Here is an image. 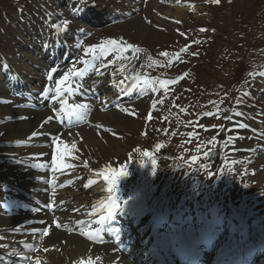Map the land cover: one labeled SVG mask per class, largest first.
I'll list each match as a JSON object with an SVG mask.
<instances>
[{
    "label": "rangeland",
    "instance_id": "1",
    "mask_svg": "<svg viewBox=\"0 0 264 264\" xmlns=\"http://www.w3.org/2000/svg\"><path fill=\"white\" fill-rule=\"evenodd\" d=\"M81 2L91 5V9L83 10ZM64 21L68 22L66 27ZM53 25H60L61 45L72 47L65 59L57 56L44 68L46 76L52 68L59 69L53 79L66 71L74 58L81 57L85 48L102 41L123 39L142 49L102 69L97 79L106 89L94 94L93 102L103 104L107 91L118 100L99 109L100 114L107 113L114 120L106 135L117 152H112L105 141L91 149L75 141L79 150L74 153L76 159H70L74 165L72 180L85 209L92 205L84 188L89 174L106 166L126 165L127 174L118 181V211L124 206L123 209L135 210V214L152 212L157 219L171 218L166 225H154V233L159 234L168 253L178 255L177 234L185 240L196 239V246L213 238L208 244L211 250L202 260V264H210L220 249L224 253L222 243L232 236L237 239L232 246L241 249V244L246 243L242 239L243 227L253 231L249 239L264 234V176L257 180L260 169L254 165L258 155L240 151L230 159L233 145L224 143L229 136L239 137L237 133L242 130L235 127L237 124L246 122L259 134L264 129V125H257L264 117V0H221L219 4L212 0H0V54L31 56L33 43L49 39ZM185 46L189 47L182 52ZM162 52L169 55L161 56ZM177 53L179 59L174 58ZM112 59L108 56L104 63ZM153 60L159 63L152 64ZM121 64L128 77L147 74L159 80L183 79L166 90L131 88L125 95L124 87L108 84L113 73L124 79L118 71ZM48 83L39 84L36 97ZM6 104L2 102L0 106ZM236 106L243 109V120L227 119ZM94 110L96 106L91 105L86 122L78 126L92 127L88 118ZM208 112L214 115H204ZM243 131L234 143L241 150L249 148L247 143L253 134ZM188 133L194 135L189 137ZM43 136L51 137L47 133ZM214 136V150L219 156L216 162L205 163L204 153L212 149L209 141ZM262 139L257 138L258 154L264 155ZM157 144L161 145L159 149ZM145 152L150 157L144 156ZM91 153H104L105 159ZM193 156L200 160L193 163ZM13 169L9 170L7 162L0 158V186L16 182L12 178L18 174ZM209 171L214 175L208 176ZM11 192L0 194L7 197ZM6 216L0 211V219ZM206 222L209 225L205 227ZM230 228L235 230H227ZM129 247L126 244L120 252ZM255 262L264 264V251Z\"/></svg>",
    "mask_w": 264,
    "mask_h": 264
},
{
    "label": "bare ground",
    "instance_id": "2",
    "mask_svg": "<svg viewBox=\"0 0 264 264\" xmlns=\"http://www.w3.org/2000/svg\"><path fill=\"white\" fill-rule=\"evenodd\" d=\"M81 3L85 7L86 2ZM55 37L61 38V28L59 30L53 28L50 39L35 41L29 57L0 55V102H5L6 97L15 91L17 93L26 90L32 92L31 98H27V96L17 98L11 105H6L3 108L0 106V133H3L0 135V158L7 162L9 170L14 168L13 170L18 174L16 178H12L16 181L14 184L7 182L0 186V193L12 191V194L7 198L10 201L3 199L4 196L0 194V208L8 209L7 213H12L0 219V236L4 237L3 240H0V245H6V247H0V264H34L36 257L40 258V264H74L81 257L87 258L88 256H92L94 261L96 256L100 257V260L95 261V264H147L145 255H148L149 252L155 255L153 245L156 240L158 241L153 233L154 225L166 224L167 220L169 221L171 218L166 219L163 216L157 221L151 214L152 212L135 214V210L131 211L129 207L115 211L111 217H107L101 222L100 216L105 215L102 211V205L109 196L106 191L107 185L102 178L97 179L95 175L102 169H97L89 174V179L97 180V182L90 187H84L92 204L90 209H85L76 182L69 183L73 178L72 168L63 172L53 173L51 171V156L55 149L51 138L37 135L26 144L17 145L16 143V141H28L34 131L51 134V136L63 133L61 139L68 143L78 140L87 145L88 149H91L92 146H98L102 141H105L112 152H117L116 146L106 135L107 132L104 129H94L96 125L101 124L105 128L111 129L110 127L114 123V120L107 116V113L100 114L99 109H106V107L115 104V98L106 95L103 104H95L93 95L97 92V87H95L97 84L94 87L92 82L89 84V75H92L93 78L100 77L103 70L101 73H89L83 80V87L76 94L85 92L88 95L86 101L79 100L80 98H76L74 95L68 97L70 103L72 101L75 103L85 102L90 106H96L97 110H94V113L90 114L88 118L92 127L78 126V123L74 122L75 118L70 121L67 116H63L64 123H61L59 114L57 112L54 114L52 111L53 107L59 108V103L50 102L41 95L35 96V90L39 84L45 81L44 68L48 62L53 61L52 58L55 59V54L62 46L61 40H54ZM62 74L63 72L58 74L50 83H54V80ZM120 80L122 79L117 74L111 75L108 84L111 87L112 85L122 89L124 87L122 91L126 95L133 82L129 79L128 82L121 85ZM237 112H243L240 106H236L232 112V120H240L241 115L237 116ZM62 115L63 113L60 112V116ZM49 116L55 118L41 128L40 125ZM21 117H26V119ZM10 119H14V121ZM263 123L264 118L259 120V126L264 125ZM69 132L72 133L71 136L68 135ZM254 144L252 142L251 147ZM237 151L239 150L233 151L232 156H236ZM40 153L46 155L40 159L38 158ZM91 154L95 157L99 155L98 159H105L104 153ZM45 162L49 165L48 168L33 167L35 164ZM68 162L72 164L71 160ZM254 165L260 169L257 174V180H260L264 176V156L259 155ZM87 183L88 181L85 184ZM60 185L64 186L60 187ZM35 198L41 200L36 201L38 205L33 201ZM18 199L29 203L31 210L18 207L12 210L10 206H16L15 203H18ZM42 201L47 205L54 203L55 207L42 209L39 207ZM259 204L261 205L260 202ZM26 205L24 204V206ZM256 208H259L258 205ZM35 209H40V211ZM73 209H78V211H73ZM33 210L34 212H32ZM121 219L124 220L121 221ZM40 221H46V224L50 226V235L43 237V239L40 238L39 232L35 235L31 232L32 229L42 230L46 226ZM54 221H59L62 227L56 228ZM111 222L116 223V225H110ZM17 226L20 227V231H15ZM227 230L233 232L235 229ZM245 230L248 235H252L253 231L248 227ZM82 232H94L99 239L89 240L87 236L81 234ZM29 244L35 246L38 251H31L27 247ZM126 244H129L130 247L126 248L124 252H120ZM158 247L166 249L165 243L158 245ZM45 248L49 251H44ZM13 251L18 252L20 256L31 257L32 262L22 261L17 255H10ZM216 264H218V260ZM219 264H223V261H220Z\"/></svg>",
    "mask_w": 264,
    "mask_h": 264
},
{
    "label": "snow or ice",
    "instance_id": "3",
    "mask_svg": "<svg viewBox=\"0 0 264 264\" xmlns=\"http://www.w3.org/2000/svg\"><path fill=\"white\" fill-rule=\"evenodd\" d=\"M221 0H212L213 4H219ZM63 24L65 27L67 26L68 22L64 21ZM53 27L57 30H59L60 25H53ZM201 31H206V29H201ZM183 35V33H182ZM189 46H185L184 49L181 51H187ZM142 51V49L137 48L135 45L127 43L123 39L116 40V39H109L106 41H102L98 45H92L84 49L83 55L79 57L78 59L74 58L70 62V67L66 71L63 72V74L58 78L54 80V83L47 84L42 93L41 96L49 100L50 102L59 103V108L53 107L52 111L55 114L56 112H61L63 115L60 117V122L63 123V116H67L70 121L72 118L74 119L75 123L80 122H86L87 115L90 110V105L85 102H77V103H70L68 97L75 95L76 93L80 92L81 88L83 87V80L86 78V76L91 72L101 73L102 69L108 68L109 66L113 65L118 60H127L129 59L127 53L129 52H139ZM161 56H168L169 54L167 52L160 53ZM179 53L175 55V59H179ZM108 56H113L112 60H109L107 63H104V60L107 59ZM151 59V58H150ZM158 61L153 60L152 64H158ZM172 63V61H169V65ZM80 64L83 65L82 67H77L76 65ZM151 66V65H150ZM6 67V66H5ZM124 68L125 65L121 64L118 71L121 74V76L124 77V79L120 80L119 83L121 85L124 84L125 80H132V89H141L144 91H153L156 92L159 88L167 89L168 85L176 84L179 79H183V76L178 77L177 80H159L158 78H149L147 74L144 76H140L139 74H135L132 77H128L124 75ZM59 69L58 68H52L48 75L47 80L49 82H53V74L56 73ZM116 73H113V76H115ZM261 75H264V73H261ZM155 107V104L153 105V108ZM122 111L127 112V109H122ZM134 115V113H130ZM206 116L214 115L211 112L205 113ZM237 116L243 115V113H236ZM22 119H26V117H21ZM55 117L49 116L46 120L43 121V123L40 125L41 128H43L46 124H48L50 121H52ZM148 119L151 120L152 116L151 113L148 116ZM227 119H231V117H227ZM97 128H103L106 132H111V129H107L104 127V125H96ZM215 127V126H214ZM235 127L238 128H247L248 125L245 123H240L235 125ZM207 130V129H205ZM231 131V129H229ZM44 133H38L36 131L31 133V136L29 137L28 141H16L17 145L26 144L31 141L33 137H36L37 135H43ZM115 135V133H112ZM0 135H3V133H0ZM51 135V134H49ZM68 135H72L71 132L68 133ZM79 135V134H77ZM99 135V133H97ZM189 137H192L194 133H188ZM63 136V133H58L51 136V142L55 145V149L51 156V171L53 173L56 172H63L66 170H69L74 167L71 163L68 161L70 159H76V156L74 153L78 151L77 143L75 141L68 143L66 140L61 139ZM82 139V137H81ZM239 139V137H232L229 136L227 138V141L224 143L232 144L233 145V151H236L234 147L235 140ZM216 141L217 137H212V140L209 141L210 144H212V149L204 153V158H208L212 154V150L216 147ZM157 149L161 147V145H156ZM199 150V149H198ZM251 151V149H249ZM46 155L45 153L38 154V158L42 159L43 156ZM146 157H150V153L145 152L143 154ZM37 158V157H34ZM200 160L199 157L193 156L192 162L197 163ZM233 164L236 163V161H232ZM88 162L85 161V167H87ZM204 168H207V165H201ZM33 167L38 168H48L49 165L45 163L35 164ZM153 167H155V160H153ZM223 171L222 169L220 170ZM126 165H122L120 168H115L111 166H106L105 169H102L98 171L95 175L97 179L102 178L103 182L107 185L106 191L109 193V196L106 200V202H103L102 205V211L105 213V215L100 216V221L103 222L107 217H111L112 214L121 208V201L118 198L117 195V187H118V181L119 179L126 175ZM208 176H213L214 173L209 171ZM97 180L89 179L88 183L84 185L85 188L90 187L92 184L96 183ZM54 184V181L52 182ZM71 183V181H69ZM64 185H60V187H63ZM247 187V185H245ZM46 208H54L55 205L48 204L44 205ZM2 210V209H0ZM36 211H40V209H35ZM73 211H78V209H73ZM40 223L45 224L46 226L42 230L38 229H32L31 232L33 235H35L37 232H39L40 238L43 239V237L50 235V226L46 224V221H40ZM56 228H61L62 225L59 221H54ZM80 223V221H78ZM20 227L17 226L15 231H20ZM82 235H85L88 237L89 240H96L99 239L98 235L94 232H82ZM4 237L0 236V240H3ZM0 247H6V245H0ZM27 247L35 252L38 251V249L33 245H27ZM44 251H49V249L45 248ZM10 255H17L20 256L18 252H11ZM20 259L22 261H29L32 262V258L29 256H20ZM100 257L96 256L95 261H99ZM95 261L92 256H88L87 258L81 257L79 260L75 261L74 264H95ZM34 264H40V258L36 257L34 260Z\"/></svg>",
    "mask_w": 264,
    "mask_h": 264
}]
</instances>
